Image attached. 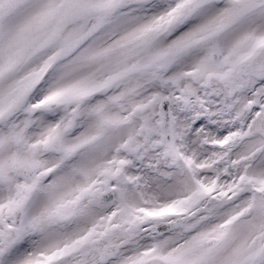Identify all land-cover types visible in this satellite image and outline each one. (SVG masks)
I'll list each match as a JSON object with an SVG mask.
<instances>
[{
  "label": "snow or ice",
  "instance_id": "obj_1",
  "mask_svg": "<svg viewBox=\"0 0 264 264\" xmlns=\"http://www.w3.org/2000/svg\"><path fill=\"white\" fill-rule=\"evenodd\" d=\"M0 264H264V0H0Z\"/></svg>",
  "mask_w": 264,
  "mask_h": 264
}]
</instances>
